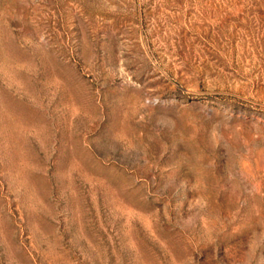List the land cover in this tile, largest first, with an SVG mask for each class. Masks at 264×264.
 <instances>
[{"label":"rangeland","instance_id":"1","mask_svg":"<svg viewBox=\"0 0 264 264\" xmlns=\"http://www.w3.org/2000/svg\"><path fill=\"white\" fill-rule=\"evenodd\" d=\"M0 264H264V0H0Z\"/></svg>","mask_w":264,"mask_h":264}]
</instances>
